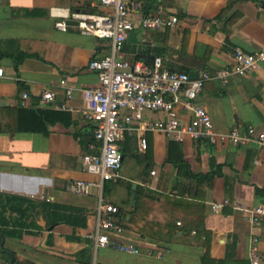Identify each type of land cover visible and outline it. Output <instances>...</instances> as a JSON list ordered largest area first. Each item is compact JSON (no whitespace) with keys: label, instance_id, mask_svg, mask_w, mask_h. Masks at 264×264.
<instances>
[{"label":"crops","instance_id":"obj_1","mask_svg":"<svg viewBox=\"0 0 264 264\" xmlns=\"http://www.w3.org/2000/svg\"><path fill=\"white\" fill-rule=\"evenodd\" d=\"M126 2H138L132 11L136 22L150 12L179 18L160 30L136 28L138 41L127 40L123 49L131 61L151 63L160 56L169 70L197 74L231 65L236 46L248 52L264 48V0ZM55 6L108 10L99 0H0V264H252L254 236L264 264V216L254 225L238 209L211 207L224 198L264 206V145H237L227 138L176 141L155 131L146 133L147 151L139 148L138 134H125L122 161L135 148L143 153V170L102 188L103 198L120 209L124 230L116 239L141 252L94 251L85 233L96 223L98 189L87 194L65 189L72 179H99L84 170L86 147L74 135L90 125L70 110V126L56 122L44 134L32 128L41 126L31 113L21 111L58 110L40 96L51 90L56 103L64 101L62 78L73 85L74 107L84 104V88L99 83L86 64L108 51L106 40L81 34L73 25L57 29L61 18L52 15ZM24 92L30 93L27 106H21ZM196 101L218 133L227 134L235 124L264 126V63L246 76L235 74L226 85L207 82ZM176 112L189 121L191 112L182 104ZM50 204L60 206L54 210ZM55 217L62 220L50 225Z\"/></svg>","mask_w":264,"mask_h":264},{"label":"built area","instance_id":"obj_2","mask_svg":"<svg viewBox=\"0 0 264 264\" xmlns=\"http://www.w3.org/2000/svg\"><path fill=\"white\" fill-rule=\"evenodd\" d=\"M99 6L108 10L95 12L85 8H51L52 15L61 18L55 22L57 29L64 31L69 25H73L81 34L106 40L108 51L91 58L86 64L89 70L96 73L99 83L83 89L84 104L81 107H74L69 103L74 98V88L65 78L60 81V86L66 93L64 101L56 103V94L51 90L43 91L40 101L48 106L53 105L56 109L77 112L90 125L94 136V141L86 145L82 162L84 170L97 175L99 179H72L65 187L67 191L75 194H87L92 187L98 189L96 223L85 233V237L93 244L94 251L97 252L100 247H113L123 252L139 254L140 249L133 243L116 239L124 230L119 218L120 209L102 196L105 182L121 178L123 161L120 141L125 134H138V146L145 150L148 145L146 133L155 131L176 141L190 137L217 143L218 140L227 138L237 145H264V126L258 128L249 125L242 129L235 124L227 134L218 133L208 111L196 101L207 82L217 80L226 85L235 74L246 76L263 64L264 48L257 52H248L236 46L233 52L234 62L231 65L213 70L203 69L190 77L187 72L165 68L160 56H154L149 63L144 60L131 61L123 54L124 44L132 30L172 27L178 22V16L150 12L136 22L132 18V11L138 9V2L129 6L126 0H99ZM68 19L76 21V24L67 23ZM2 72L0 67V76ZM29 99L30 93L24 92L21 106L29 105ZM179 104L191 112L189 121L177 117L176 108ZM147 110L163 112L165 116L145 117L143 112ZM154 172L155 169L152 170L153 174ZM227 206L246 213L254 225L264 216L263 205L247 207L228 198L211 204L214 211ZM252 240L251 263L259 264V240L257 236ZM91 264L102 263L94 260Z\"/></svg>","mask_w":264,"mask_h":264},{"label":"trees","instance_id":"obj_3","mask_svg":"<svg viewBox=\"0 0 264 264\" xmlns=\"http://www.w3.org/2000/svg\"><path fill=\"white\" fill-rule=\"evenodd\" d=\"M22 112L25 113H31V115L34 118V122L38 123V125H40L41 127L37 128L36 126L32 127L33 129H36L35 131H42L44 134H49L50 133V129H49V125L50 124H54L56 122H61L63 124H65L66 126H70V124L74 121H72L71 115L69 112L64 111V110H53V109H26V108H21ZM74 135L76 137H85L86 138V145L91 142L94 141V136L92 134V131L89 127L85 128L83 131L82 130H75ZM85 145V147H86ZM148 149V148H147ZM146 149V151H147ZM50 206L53 207V209L55 210L57 208V204H50ZM62 219H57L56 217L51 219L49 221L50 225H55L56 223H58L59 221H61Z\"/></svg>","mask_w":264,"mask_h":264},{"label":"rangeland","instance_id":"obj_4","mask_svg":"<svg viewBox=\"0 0 264 264\" xmlns=\"http://www.w3.org/2000/svg\"><path fill=\"white\" fill-rule=\"evenodd\" d=\"M163 114L162 117L165 116V114L163 112H155V111H144L143 115L145 117H155V118H159V115ZM160 117V118H162ZM178 117V116H177ZM81 142H82V148L84 149L85 147V143H86V138L85 137H81ZM143 153L142 151L138 152L135 148L131 149L130 153L125 154L124 157V163L123 166L121 167L120 171H121V177H123L124 175L127 174H132V173H138L140 171L143 170Z\"/></svg>","mask_w":264,"mask_h":264},{"label":"water","instance_id":"obj_5","mask_svg":"<svg viewBox=\"0 0 264 264\" xmlns=\"http://www.w3.org/2000/svg\"><path fill=\"white\" fill-rule=\"evenodd\" d=\"M67 23H73V24H76V21H73L72 19H68ZM136 34H137V31H136V30H132V31L129 33V35H128V41H129V42H137L138 40H137V38H136ZM195 75H196V72H195V71H194V72H193V71H192V72H189V76H190V77L195 76ZM135 186H136V184H134V185L132 186V191H131V194H130V200H131V202H132L133 204L136 203L135 198H134V196H135V192H134V188H135Z\"/></svg>","mask_w":264,"mask_h":264}]
</instances>
